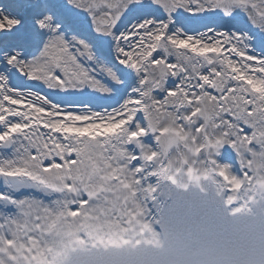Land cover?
Segmentation results:
<instances>
[{
	"label": "snow or ice",
	"instance_id": "obj_1",
	"mask_svg": "<svg viewBox=\"0 0 264 264\" xmlns=\"http://www.w3.org/2000/svg\"><path fill=\"white\" fill-rule=\"evenodd\" d=\"M0 264H264V0H0Z\"/></svg>",
	"mask_w": 264,
	"mask_h": 264
}]
</instances>
